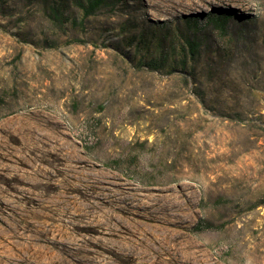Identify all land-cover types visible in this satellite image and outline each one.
Listing matches in <instances>:
<instances>
[{
  "label": "rangeland",
  "instance_id": "obj_1",
  "mask_svg": "<svg viewBox=\"0 0 264 264\" xmlns=\"http://www.w3.org/2000/svg\"><path fill=\"white\" fill-rule=\"evenodd\" d=\"M170 194L145 264H264V0H0V264H142L115 224Z\"/></svg>",
  "mask_w": 264,
  "mask_h": 264
},
{
  "label": "bare ground",
  "instance_id": "obj_2",
  "mask_svg": "<svg viewBox=\"0 0 264 264\" xmlns=\"http://www.w3.org/2000/svg\"><path fill=\"white\" fill-rule=\"evenodd\" d=\"M89 181L88 189H82V187H75L73 190L80 192L85 196V205L88 208L96 209L98 212L104 215L106 220L116 219V215L110 211H103L102 204L99 202L100 194L97 192L98 187L96 182L91 179L87 174ZM89 190V191H88ZM96 190V192H95ZM163 198L161 197V200ZM175 199L174 194L167 195L164 203H160L156 207L149 206L150 211L145 222H131L130 220H119L116 222L114 235L116 240L112 242V246L118 251L126 249L131 256L136 254L142 255V264H145L146 258L153 256L158 263L162 260L168 262L177 261L173 259V256L181 254L186 258L187 252L190 249V243L185 240L181 233L177 231L178 226L183 222V219L178 214H172V210L180 208V204L175 205L177 202H173ZM118 220V219H117ZM53 247L56 249L57 244L54 243ZM111 251V249H108ZM166 256L167 258H164ZM88 258L84 259V262ZM91 260V259H89ZM57 264H72L65 257L62 256L61 260ZM85 264V263H83Z\"/></svg>",
  "mask_w": 264,
  "mask_h": 264
},
{
  "label": "trees",
  "instance_id": "obj_3",
  "mask_svg": "<svg viewBox=\"0 0 264 264\" xmlns=\"http://www.w3.org/2000/svg\"><path fill=\"white\" fill-rule=\"evenodd\" d=\"M190 45V47L192 48V45L191 44H189ZM194 49L192 48V51H193Z\"/></svg>",
  "mask_w": 264,
  "mask_h": 264
}]
</instances>
